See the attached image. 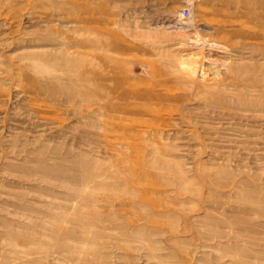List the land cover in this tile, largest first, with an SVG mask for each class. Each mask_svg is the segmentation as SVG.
Wrapping results in <instances>:
<instances>
[{
    "label": "rangeland",
    "instance_id": "obj_1",
    "mask_svg": "<svg viewBox=\"0 0 264 264\" xmlns=\"http://www.w3.org/2000/svg\"><path fill=\"white\" fill-rule=\"evenodd\" d=\"M0 0V264H264V0Z\"/></svg>",
    "mask_w": 264,
    "mask_h": 264
},
{
    "label": "built area",
    "instance_id": "obj_2",
    "mask_svg": "<svg viewBox=\"0 0 264 264\" xmlns=\"http://www.w3.org/2000/svg\"><path fill=\"white\" fill-rule=\"evenodd\" d=\"M187 2V6H186V8H185V10H186V12H185V14H186V17H187V15L190 13V10H191V6L192 5H188L190 2H189V0H186Z\"/></svg>",
    "mask_w": 264,
    "mask_h": 264
},
{
    "label": "bare ground",
    "instance_id": "obj_3",
    "mask_svg": "<svg viewBox=\"0 0 264 264\" xmlns=\"http://www.w3.org/2000/svg\"><path fill=\"white\" fill-rule=\"evenodd\" d=\"M189 2H190V0H189ZM185 8H186V7H185ZM185 8H184V9H185ZM190 13H191V10H190ZM190 13H189V14L187 15V17H186V14H185V12H183V14H182V15H183L184 19H188V17L190 16Z\"/></svg>",
    "mask_w": 264,
    "mask_h": 264
}]
</instances>
